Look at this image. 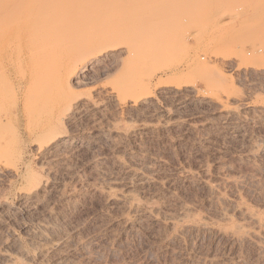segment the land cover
Returning <instances> with one entry per match:
<instances>
[{"label": "rangeland", "instance_id": "1", "mask_svg": "<svg viewBox=\"0 0 264 264\" xmlns=\"http://www.w3.org/2000/svg\"><path fill=\"white\" fill-rule=\"evenodd\" d=\"M184 1L185 5L187 3L191 8L195 7L197 2H200L203 6L200 8H203V10L192 13L188 22H173L172 14L177 13V8L180 7L179 0L168 2L172 3L173 6H169L168 17L162 19V22L166 25L167 39L164 42L160 56L157 58L158 62L155 65L153 64L152 68L150 67V73L148 72V74L151 75V72L154 71V74L150 77L151 79L145 83V80H141V76L127 75V81L141 82L142 89H145V84H147L148 90L151 92L150 95L153 100L155 99L153 105L146 109L144 113H137V115L135 111H130V113L125 112L123 114L118 108L115 109L114 104L106 101L104 94L98 93L99 91L102 92V84L111 86L116 82V76L113 75L116 70V63L112 61L111 65L106 66L108 69L114 67L115 70L112 69L113 67L110 68L112 73L107 68L100 67V70L96 68V71L94 69L86 71L87 74L85 73V75L87 77L76 75L78 81L76 79L75 81L79 84H76L74 88L77 94L82 97H86L85 95L91 96L96 101L98 100L99 110H93V113L91 111L92 114L89 113L90 115L78 118L67 127V130L70 129L69 131L79 135L78 138L81 140H78L75 144L76 147L78 146L76 149L79 150L75 156L69 157L66 159L67 161L64 160L61 163H49V161L39 159L33 152L34 147L31 141L26 139L21 129L22 136L20 135V139L14 140L13 143L24 148L21 149L25 152L26 160L32 162V166L38 175L50 181L49 186L51 189L49 187V192L44 195V198L41 197L43 200L41 199L38 205L28 207L25 211L16 199L11 198L8 201L9 210L14 212L13 215H15L14 219L16 221H12V225L8 230L4 229L7 230L6 232L0 229V243L2 242L0 244V257L3 253H9V250H12L13 240L18 245L27 246L32 233L38 227L36 225L40 226L47 223L50 230L53 226V233H56L59 229L60 232H57V234H65V231H69V233L67 232L69 235L73 233L78 237L84 236L81 239L82 246L80 244L74 245L75 248L73 247L72 251L70 250L71 259L70 257L69 259L71 261L68 262L74 264H262L264 262V259L262 261L253 245H249V243L232 245L224 238L217 237L213 232L194 231V233L193 230H187V232L184 231L180 234L174 230L171 231L172 236L169 231H166V233L169 232L168 234L162 232L164 229L161 225L145 218L144 220L143 218L134 217L132 214H130L132 216L130 222L124 225L117 216L118 211L114 208L113 204L116 202L113 201L115 200L110 201L105 196H101V194L98 196V193L93 192L95 191L93 189L99 187L101 182L106 186L105 182L108 178L115 175L120 178V176H124L125 172H130L132 174L129 178L131 179L129 180L130 190H136L139 193L141 189L137 185L136 179L138 178L136 176L142 172L141 164L146 160L147 163H145L148 165V169L154 170V175H156L154 179L156 180L148 182L149 185L146 184L144 190L146 189L149 192L154 190L156 194L144 199L142 195H139L140 193L138 194L135 191L143 206L161 209V211L178 210L181 206H186L191 209V212L193 211L194 216L200 215L213 218L217 213L218 206L209 202L208 194L204 192L202 185L199 186L198 183L200 184L201 178L203 179L204 175L202 173L205 170H208L212 174V180L217 182L219 181L217 177H222V174H227L230 170L231 174L229 173V175L238 182V187H240L238 189L242 193V200L235 205L230 202V205H234L238 209L241 207V209L247 208L264 219V163L261 164V160H258L255 163L257 166H255L254 163L247 162L248 160L244 154L247 150L245 146L248 144L250 146L253 142H256L253 143H258V148L254 151L255 154L258 156L264 155V36H261L264 33V14H252L246 10L242 1H237L232 7L229 6L228 10L231 12L224 17L226 20L230 19L228 20L229 23L212 28L207 18L211 6L215 3L214 0ZM243 14L244 16H242ZM239 17L242 19H239ZM257 28L260 29L257 30ZM254 45H258V47ZM136 64L133 62L129 68L134 67ZM103 68L104 74H102ZM159 69H164L166 72L163 73ZM72 80L70 79L71 82ZM169 81L173 82L175 86L179 85L178 87L182 90L187 88V90L182 91L185 94L181 92V94L173 95L170 91L171 88H165L161 85V87H158V83ZM94 84L96 85L95 88L91 89ZM77 85L80 86L76 87ZM97 88L99 90L96 91ZM218 94L219 97H217ZM226 96L228 99H226ZM217 98L228 100L227 110L232 109L230 111L231 116L225 115V113L220 114L219 109H216L218 105L215 104L214 99ZM234 113L236 114L234 115ZM225 116L226 118H224ZM229 117H231L230 122L228 121ZM110 121L119 122L123 127L127 123L125 125L127 127L129 125L128 128L132 134L129 133L124 138L115 134L106 136L110 139L100 138L98 136L100 131L105 129V125H108ZM237 124L238 126H236ZM119 146H121V149ZM116 150H119L121 156L120 167L110 163V161L112 162V159L110 160L112 152L113 154L114 152L118 153ZM136 156L142 160L144 158L143 162ZM262 157L264 159V156ZM138 162H140L139 165ZM96 166L98 170L95 168ZM183 166L189 172L193 171L190 174L194 184L192 185L191 182L188 185L175 186L174 182L169 181L170 175L177 168ZM121 170L125 171L120 172ZM160 176L162 178H159ZM97 177L99 178L97 179ZM207 178L211 179L210 177ZM218 183H220V189L223 188L221 189L223 194L228 195L227 193L231 192L233 187L224 185L220 181ZM104 184L101 185L105 187ZM0 185V194L7 192L8 185L6 183H0ZM223 185L225 188L222 187ZM93 186L94 188H92ZM72 187L76 189V193L73 192L75 189ZM68 193H71L74 197L68 198ZM115 194L118 197L119 191ZM62 199L73 200L67 204H65L66 202L62 204ZM111 208L113 209L110 210ZM57 210H60V212ZM49 213L51 219L47 217ZM54 213H56V216H53ZM36 214L37 217H35ZM236 215V213L230 212L229 220L218 221L212 227L214 229H226L230 225L245 222ZM43 216H46L45 219L51 220L52 225H50L51 223L48 224V219H43ZM55 217H59V219ZM52 219L54 220L52 221ZM55 220L59 225L56 224ZM58 220L60 222L62 220V222L59 223ZM41 221L48 222L44 224ZM73 227L75 228L73 229ZM83 239L85 244H83ZM111 239H113L112 242ZM77 246L80 248H77ZM66 249L65 247L62 250L66 252L68 251Z\"/></svg>", "mask_w": 264, "mask_h": 264}, {"label": "bare ground", "instance_id": "2", "mask_svg": "<svg viewBox=\"0 0 264 264\" xmlns=\"http://www.w3.org/2000/svg\"><path fill=\"white\" fill-rule=\"evenodd\" d=\"M169 1L170 0H0V183H6L8 185L7 192L5 191L3 194H0V229L8 230L12 225V221L15 220V215H13L14 212L9 210L10 206H8V201L11 198H14V200L16 199L25 211L28 207L38 205L42 199L41 197L44 198V195L49 192L50 181L47 178L38 175L36 173L37 171L35 172L32 162L26 160L25 152L22 150L24 148L20 147L19 144L15 145V143H13L14 140L18 139L22 134L21 129L23 130L26 139L31 141L34 147L33 152L39 159H44L49 161V163H61L78 153L79 150L76 149L78 146L76 147L75 144L80 139L78 138L79 135L69 131L70 129L67 130V127L78 118L88 115L91 111L93 113V110L99 108L98 100L96 101L91 96L85 95L86 97H82L80 94H77L74 86L79 84V82H77L78 74L79 77H84L86 76V71L88 72L92 69L96 71V68L100 70V67L108 69L106 66H108V64L111 65V62L113 61V63H116V70L113 66V68H110L115 70L116 74L114 73L113 75L116 76V82L113 85L111 84V86L107 85L110 86L109 88L106 85L100 84L102 92L99 91L98 93L104 94L106 101L114 104L116 106L115 109L118 108L123 114L125 112L130 113V111H135L136 114H142L146 109H149V107L153 105L155 99L153 100L150 95L151 92L148 90L147 84H145V89H142L141 82H130L126 79L127 75L134 77L141 76V80H145L146 83L148 82L147 80L151 79V75L154 74V71L151 72V75L148 74V72L150 67H153V64L155 65L158 62L157 58L160 56L164 42L167 39L166 25L162 22V19L168 17L169 6H173L172 3H168ZM214 1L215 3L211 6L207 18L208 23L212 28L217 27L218 25L224 26L229 23L228 20L230 19L226 20L224 17L231 12L228 10L229 6L231 5L232 7L237 1H242L246 10L252 14H264V0ZM184 2V0H179L180 7L177 8V13L172 14L173 22H188L190 21L192 13L203 10V8H200L203 7L200 2H197L198 4L196 3V6L193 8L188 6L187 3L185 5ZM242 16H244V14ZM239 19L242 18L239 17ZM258 29L260 28H257V30ZM261 36H264V33H262ZM256 44L259 45L257 42ZM258 45L254 46L258 47ZM133 62L137 64L134 67L129 68ZM104 68L102 69V74H104ZM110 68L108 70H110ZM111 70L109 71L110 73H112ZM160 71L163 73L166 72L164 69H161ZM72 78L74 79L72 80ZM75 79L77 81H75ZM95 83L97 84V82ZM158 84V87L161 85L165 86V88H171L170 91L173 95L181 94L182 91L187 90V88H184V90L180 89L178 87L179 85L175 86L173 85V82L170 81L164 83L160 82ZM80 85H77L76 87ZM95 86L96 85L94 84L91 89L95 88ZM181 88H183V86H181ZM99 89L97 88L96 91ZM183 93L184 92H182V94ZM217 97H219V94ZM228 97L226 96V99H228ZM214 100L215 104L219 106L218 108L216 105V109H219L220 114L225 113V115L231 116L230 111L232 109L227 110L229 106L227 105L228 100L224 99V101L219 98ZM235 114L236 113H234V115ZM224 118H226V116ZM230 118L231 117L228 118V121ZM125 124L123 127L119 122L110 121L108 125L106 124L107 126L105 125L106 128L100 131L98 136L105 139L107 135L115 134L119 137L123 136L124 138V136H127L129 133L132 134L128 128L129 125L127 127ZM236 126H238V124ZM253 143L250 146L248 144V147L245 146L247 148V150L245 149L246 151L243 150L245 151V153H243L248 160L247 162L250 161V163H254L255 165L258 160H261V164H263L264 159L262 156L264 155L261 154L258 156L255 154L254 151L258 148V143ZM119 148L121 149V146H119ZM118 151L119 150H116V152ZM119 153L120 152H114L113 154L112 152L110 158V160L112 159V162L110 161V163L120 167L121 156ZM138 158L140 161L142 160L140 157ZM143 160L141 162H143ZM145 162L146 160L141 164L142 169H140L142 172L136 176L138 178L136 179L137 185H139V189H141L139 191L140 194L136 190H133L134 192L130 190L131 185L129 180L131 179L129 178L132 175L130 172H125L124 176L122 175L120 178L116 177V175L114 176V174H112L114 176L112 177L110 174L112 178L107 177L108 179L105 182L106 186L100 181V186L97 184L99 187H92L94 188L93 190H95L93 192L98 193V196L101 194V196H105L110 201L115 200L113 201L116 202L113 204L114 208L118 211L117 216L124 225L130 222V217H132L130 214H132L134 217L136 216L140 219L145 218L153 223L161 225L164 229L162 232L165 233L166 231L171 232L174 230L176 233L178 232L180 234L184 231L187 232V230H193V232H213L217 237L224 238L227 242L232 243V245L240 243H249V245H253L263 261L264 219L249 209L244 208V206V209H241L242 207L240 209L234 207L238 201L242 200V193H240L241 191L238 189L240 188L238 187V182L229 175V173L231 174V172H229L230 170H227L228 173L224 171L227 174H222V177H217V180L222 184L233 187L231 192L227 193L228 195L221 192V189L223 188L220 189L221 186L220 183H218L219 181H213L212 174L208 170H205L202 173L204 177L203 179L201 178L200 184L198 183L199 186L202 185L201 187L204 189V192L208 194L207 196L210 198L209 202L218 206V210H216L217 213L216 215L214 214L215 216L213 217V220V218L208 216H194L192 214L193 211L191 212V209L186 206H181L178 210L168 209L166 211L143 206L139 197L136 196L137 193L142 195L144 199L145 197L149 198V196H154L156 194V191L152 189V192H149L146 189L144 190V186L148 184V182H154L156 180L154 179V176L156 177V175H154V170H149L148 165L146 164L147 162ZM139 164L140 162H138V165ZM95 168L97 169V166ZM122 171L125 170H121L120 172ZM192 172L186 170L184 166L179 169L177 168L170 175L169 181H171V183L174 182L173 184L175 186L180 184L184 186L185 184H191V182L193 185ZM216 176L220 175L217 174ZM207 177H210L211 179ZM98 178L99 177H97V179ZM159 178L162 177L160 176ZM101 179L103 180L102 177ZM94 180L96 179L94 178ZM101 184H104L105 187ZM87 185L89 184L87 183ZM224 185L222 187L225 188ZM75 191L76 189L73 190V192ZM117 191H119V196L117 195L118 197H116L115 194ZM73 192L72 194H74ZM67 195L68 198L72 197L71 193H68ZM72 200L73 199H62L61 203L63 204V202H66L65 204H67ZM230 202L232 204L234 203V205H230ZM228 204L230 207L227 206ZM112 209L113 208L110 210ZM60 210L57 211L60 212ZM229 211L236 213V216L243 220V222L245 221V224L230 225V227L226 229H214V227H212L214 223L229 220ZM53 212L54 211L52 210V213ZM54 215L56 216V213H54L53 216ZM60 216L62 215L60 214ZM35 217H37V214ZM44 217L46 216H43L42 218L45 219ZM47 217L51 219L50 213ZM57 219H59V217ZM53 220L54 219H52V221ZM48 221V224L51 223L50 225H52V222H50L51 220L48 219ZM48 221H45V223ZM61 222L59 221V223ZM56 224L58 223L56 222ZM113 224L115 225V223ZM36 226L38 227L36 228V231L32 233L27 246H22L21 244L18 245L16 241L13 240L14 244L12 250H9V253H3V255H1L0 264H41L42 262L43 264H74L68 262L71 259L70 250L74 245L82 244L81 239L83 235L80 236L81 238L78 237V235H73V233L69 235V231H65V234H63L62 231V234H57V232H60L59 229H57L58 231L56 230V233H53V226L50 230L49 225L47 227V223L45 225ZM54 227H56L55 224ZM74 228L75 227H73V229ZM7 230L4 231L6 232ZM171 235L173 236L172 232ZM112 240L113 239H111V242ZM83 244H85V240ZM65 247L67 248L66 250H68L66 252L62 250ZM78 247L79 246H77V248ZM62 251L64 254H62ZM76 256L79 257L78 255ZM262 264H264V262Z\"/></svg>", "mask_w": 264, "mask_h": 264}]
</instances>
